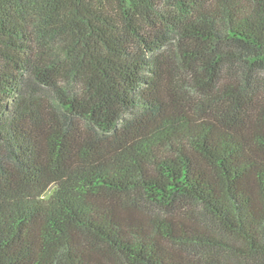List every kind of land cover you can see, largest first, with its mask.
<instances>
[{
	"label": "trees",
	"instance_id": "1",
	"mask_svg": "<svg viewBox=\"0 0 264 264\" xmlns=\"http://www.w3.org/2000/svg\"><path fill=\"white\" fill-rule=\"evenodd\" d=\"M0 264H264V0H0Z\"/></svg>",
	"mask_w": 264,
	"mask_h": 264
}]
</instances>
